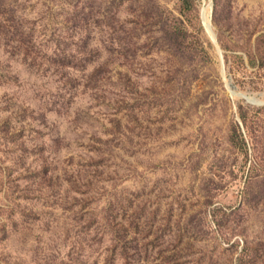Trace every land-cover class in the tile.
Masks as SVG:
<instances>
[{
    "label": "rangeland",
    "instance_id": "374dc122",
    "mask_svg": "<svg viewBox=\"0 0 264 264\" xmlns=\"http://www.w3.org/2000/svg\"><path fill=\"white\" fill-rule=\"evenodd\" d=\"M0 264H264V0H0Z\"/></svg>",
    "mask_w": 264,
    "mask_h": 264
},
{
    "label": "water",
    "instance_id": "95a60500",
    "mask_svg": "<svg viewBox=\"0 0 264 264\" xmlns=\"http://www.w3.org/2000/svg\"><path fill=\"white\" fill-rule=\"evenodd\" d=\"M203 16H204V14H203ZM204 23H206V26L208 27V29L211 28V25H210L209 21L205 19V16H204ZM230 91H231V94H232V95H236V94H237V93H236L235 91H233V90H230ZM240 94H241V93H240ZM247 101L250 102V103L262 104V102L256 100L255 98H253V100H247Z\"/></svg>",
    "mask_w": 264,
    "mask_h": 264
},
{
    "label": "bare ground",
    "instance_id": "6f19581e",
    "mask_svg": "<svg viewBox=\"0 0 264 264\" xmlns=\"http://www.w3.org/2000/svg\"><path fill=\"white\" fill-rule=\"evenodd\" d=\"M205 19L207 20V15H205ZM237 95H239V96H241V97H243L244 99H246V100H253V98L252 97H248V96H246V95H244V94H240V93H238Z\"/></svg>",
    "mask_w": 264,
    "mask_h": 264
},
{
    "label": "trees",
    "instance_id": "16d2710c",
    "mask_svg": "<svg viewBox=\"0 0 264 264\" xmlns=\"http://www.w3.org/2000/svg\"><path fill=\"white\" fill-rule=\"evenodd\" d=\"M81 52H82V51H81ZM122 101H124V99H123Z\"/></svg>",
    "mask_w": 264,
    "mask_h": 264
}]
</instances>
